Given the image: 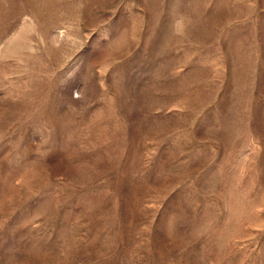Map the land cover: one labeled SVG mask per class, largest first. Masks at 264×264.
I'll return each instance as SVG.
<instances>
[{
	"label": "rangeland",
	"instance_id": "1",
	"mask_svg": "<svg viewBox=\"0 0 264 264\" xmlns=\"http://www.w3.org/2000/svg\"><path fill=\"white\" fill-rule=\"evenodd\" d=\"M0 264H264V0H0Z\"/></svg>",
	"mask_w": 264,
	"mask_h": 264
}]
</instances>
